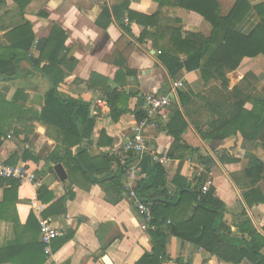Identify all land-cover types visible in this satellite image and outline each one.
<instances>
[{"label":"crops","instance_id":"obj_1","mask_svg":"<svg viewBox=\"0 0 264 264\" xmlns=\"http://www.w3.org/2000/svg\"><path fill=\"white\" fill-rule=\"evenodd\" d=\"M217 1L223 17L238 2ZM246 1L251 9L237 30L250 35L261 23L255 6L264 0ZM125 2L133 13L147 18L132 19L126 27L128 11H120L123 15L117 18L114 10ZM212 30L200 13L175 5L160 7L155 0H0V55L4 49L24 46L25 37H33L27 53L16 50L19 75L0 78V159L24 164L30 176L12 194L6 193L9 185L0 187V202L5 196L13 202L9 220H0V248L17 240L29 243L34 255L40 259L44 255L41 264H136L152 253L149 230L154 227L143 229L144 214L125 190L126 173L124 192L109 188L107 193L92 182L91 174L87 177L65 161L55 163L51 156L64 157L65 148L72 145V154L83 146L91 158L109 153L121 161L123 145L138 124L136 113H145V95L153 93L171 99L170 107L145 128L151 150L166 157L164 162H155L149 154L142 159L143 179L148 175L145 161L165 170L164 185L149 192L148 202H168L167 208L160 207L161 220L163 229L172 231L165 254L155 264H264V201L259 200L264 197V170L247 174L251 161L264 164V129L259 131V117L253 111L254 100L264 101V55L244 58L227 75L226 84L221 80L205 84L199 69L183 68L172 75L160 58L168 51L184 60L178 36L183 40L188 33L210 36ZM53 46H64L57 65L49 57ZM39 58L40 68L52 73L56 68L65 76L57 86L61 98L89 104L95 120L90 138L73 144L60 127L38 118L53 87L49 75L33 64ZM115 89L120 95L112 98L113 107L107 93ZM243 100L254 116L244 126L247 137L218 126L228 114L226 105ZM171 127L180 138L170 134ZM221 133L226 137L215 138ZM135 160L136 155L130 154L121 162L128 166ZM57 164L65 168L67 180L59 179ZM110 169L119 170L116 160ZM209 179L213 184L206 193L212 201L202 205L201 189ZM68 186L75 197L67 202L65 214L57 213L56 206L52 211L49 206L58 204ZM41 187L53 195L47 202L38 199ZM46 209L48 217L43 216ZM30 214L40 226L47 219L65 230L64 237L54 240L51 256L42 252L40 235L37 239L29 230ZM214 215L220 223L203 237L207 245L216 240L211 253L197 239L203 224L212 225ZM241 241L258 245L261 257L253 259L244 245H233Z\"/></svg>","mask_w":264,"mask_h":264},{"label":"trees","instance_id":"obj_2","mask_svg":"<svg viewBox=\"0 0 264 264\" xmlns=\"http://www.w3.org/2000/svg\"><path fill=\"white\" fill-rule=\"evenodd\" d=\"M159 3L160 7L167 5H175L183 7L204 16L212 25L213 30L210 36H205L199 33H188L187 37L183 40L181 35L178 36V45L184 48L183 55L184 60L180 58L178 54L172 52H165L160 55L161 61L165 64L167 69L172 75H175L178 71L185 68L187 70L199 69L202 74V78L205 84L213 80H221L223 84H226L227 75L236 70L243 59L246 57H256L260 54L264 55V3L255 6L256 12L261 18L260 25L256 28L254 32L250 35H243L237 30V25L245 17L246 13L251 9L246 0H238L237 4L227 17L220 15V6L217 0H155ZM115 14L117 18H121V13L128 11L126 18L128 20L136 19L141 21L140 18L146 19L147 16H140V14L133 13L129 9V3L125 2L121 7H114ZM125 18V19H126ZM124 23L127 27V23ZM24 46H13L9 50L3 51L4 54L0 55V78L12 79L19 75L20 69L18 67L19 54L16 50L24 49L27 53L30 45L33 42V37L28 39L24 38ZM64 46H53L50 52V60L54 65H57L58 55L62 52ZM43 48V52H44ZM40 60H33V64L39 67ZM40 68V67H39ZM44 73H47L49 77L53 80V87L47 94L46 105L42 113L38 118L42 120L49 121L50 123L60 127L65 133V137L73 138V144H79L83 140L90 138L91 133L94 128L95 120L90 117V106L89 104L82 103L76 99H65L61 98L57 91V86L60 81L64 80L65 76L61 73H56V68L52 72H47L44 68H40ZM58 71V70H57ZM120 91L115 89L108 91L107 99L114 107L112 100L118 98ZM113 98V99H112ZM182 103L184 104L182 98ZM226 108H229L226 118L218 124L221 128L228 129L234 133L240 132L243 137L248 136V132L244 126L250 124L253 115L248 113L245 108V100L235 101L231 104H227ZM253 111L258 115V129L259 131L264 129V101H253ZM177 115L181 114L176 112ZM137 119L141 120L146 116V113L138 112L136 113ZM253 116V117H252ZM170 134L174 138H180L177 136L176 132L170 128ZM259 131H253L255 135ZM250 132V131H249ZM7 134V132L5 133ZM226 137L225 133H221L215 138L223 139ZM72 146V145H71ZM71 146L65 148L64 157H54L51 156L52 161L55 163L64 162L68 166H73L81 170L87 177L91 174L93 176L92 182L100 184L105 191H109V188L113 190H119L124 192V184L122 183V177L125 175L127 170V164L122 163L118 158L111 156V154H104L103 156L97 158H91L88 154V148L81 146L75 154H72L70 149ZM196 150V149H195ZM118 162L119 170L115 173L111 172L110 165L112 161ZM151 161H145L144 166L147 167L148 175L147 178L141 180L137 185V191L139 195L148 202L149 192L152 189H157L164 185L165 182V170L160 164H150ZM258 169L260 172L264 170V164L260 160L251 161L249 167L247 168V174L251 175V170ZM53 171V168H51ZM110 177V178H109ZM4 184L10 186L7 190L8 193H14V190L19 187L20 183L15 180H6L0 178V187ZM209 192V191H208ZM6 194V195H7ZM47 196V197H46ZM53 195L49 192L46 187H41L38 192V199L42 202L49 201ZM75 197V193L71 187L68 186L67 194L58 200L57 205H50L49 208L54 210L57 208V213L65 214L66 204L69 200ZM260 201H264V197L260 195ZM206 201H212V197L204 193L203 200L199 202L203 205ZM13 202H10L6 196L2 202H0V220H9L8 216L10 210L12 209ZM159 204V205H158ZM153 211V219L150 223L154 228H150L149 233L151 235L152 241V253H146L136 264H155L158 262V258L165 254L166 241L168 231L163 229V221L161 220L162 211L161 206L167 208L169 206L168 202L163 203L156 200L151 203ZM166 205V206H165ZM218 213L217 209H213ZM55 212V211H54ZM50 215L48 209L43 212L44 217ZM12 218V217H11ZM195 218V217H194ZM13 222L16 219L13 218ZM220 220L218 215L213 216L212 225L203 224L200 229L202 232L199 233L200 238L197 239L200 245L206 247L211 253H215L212 249V244L216 240H212L210 245L203 242L204 235L210 232H214L219 225ZM29 230L38 239L40 235V224L38 223L36 217L30 214L29 217ZM176 235L181 233L178 230L173 231ZM172 233V231H171ZM170 233V234H171ZM62 238V237H61ZM264 242V239L261 238ZM35 243L37 240H34ZM234 246L240 247L244 245L246 249L244 252H251L253 259L258 256L261 257L260 248L257 247L252 241L245 243L242 241L239 243H233ZM42 252H44V246L42 243ZM34 249H30V244H22L17 240L16 244L9 247L0 248V264L10 263V264H41L44 261L43 258L40 259L39 255H34Z\"/></svg>","mask_w":264,"mask_h":264},{"label":"built area","instance_id":"obj_3","mask_svg":"<svg viewBox=\"0 0 264 264\" xmlns=\"http://www.w3.org/2000/svg\"><path fill=\"white\" fill-rule=\"evenodd\" d=\"M126 23H129L128 18L125 19ZM182 86L180 82L178 84ZM145 113L146 116L138 120V124L135 128L133 136L127 140L123 145L121 152V161L126 158H130V154L136 155L134 163L127 166L125 183V190L129 198L136 204L137 208L144 214L145 224L143 229H147L153 219L152 205L146 202L138 193L137 185L143 180L145 172L142 166V159L146 155H150L155 162L166 161V157L159 156L156 152L152 151L147 143L145 136V128L152 124L160 113L167 110L171 105V99L168 96L160 94L147 93L145 95ZM10 137V135H9ZM0 178L6 180H15L19 183L30 178L27 167L24 164H9L6 161L0 159ZM213 181L209 179L203 186L202 192L206 193L210 190ZM40 231L41 242L44 245V252L46 255L51 256L52 245L54 240L64 237L66 232L63 228L54 225L50 220H43Z\"/></svg>","mask_w":264,"mask_h":264},{"label":"water","instance_id":"obj_4","mask_svg":"<svg viewBox=\"0 0 264 264\" xmlns=\"http://www.w3.org/2000/svg\"><path fill=\"white\" fill-rule=\"evenodd\" d=\"M54 169L61 181H65L68 179V174L62 164H57Z\"/></svg>","mask_w":264,"mask_h":264}]
</instances>
